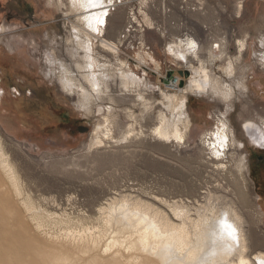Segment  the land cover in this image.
Listing matches in <instances>:
<instances>
[{
	"label": "rangeland",
	"instance_id": "rangeland-1",
	"mask_svg": "<svg viewBox=\"0 0 264 264\" xmlns=\"http://www.w3.org/2000/svg\"><path fill=\"white\" fill-rule=\"evenodd\" d=\"M23 1L30 9L18 14L11 8L16 0H0V138L26 193L52 214L51 232H96L104 206L127 196L112 211L117 239L132 231L122 215L136 217L135 197L171 217L176 201L217 214L235 207L248 223L253 250L263 249L264 143L255 144L243 128L247 122L264 128V0H119L102 36L120 51L96 42L93 71L102 73L103 88L94 94L72 26L80 21L69 4ZM188 38L195 43L185 59L170 51L171 43ZM203 64L233 94L225 100L217 92L188 91L179 121V108L168 109L165 94L181 96L180 81L185 87L191 75L178 71ZM128 69L141 79L124 78ZM66 77L90 89L87 105L79 84L65 87ZM176 78L178 86H171ZM163 117L178 122L182 139L154 133ZM223 122L233 140L216 153L211 133ZM0 227L6 238L1 221ZM164 243L150 234L147 250Z\"/></svg>",
	"mask_w": 264,
	"mask_h": 264
},
{
	"label": "bare ground",
	"instance_id": "bare-ground-1",
	"mask_svg": "<svg viewBox=\"0 0 264 264\" xmlns=\"http://www.w3.org/2000/svg\"><path fill=\"white\" fill-rule=\"evenodd\" d=\"M59 1L62 4L65 2L69 4V10L80 21L73 23L72 26L77 34L78 44L86 51L84 66L92 70L87 71L84 78L87 82H92L93 94V91L100 93L103 88V76L102 73L93 71L99 59L95 49L96 42L115 54L120 51L114 41L102 36L108 25V16L120 1ZM194 43L190 38L187 41L180 40L171 43L170 51L185 59L188 56V48L194 47ZM242 45L245 46L244 43ZM47 54L50 63H53L57 58L54 50ZM62 67L65 68V65L62 64ZM229 68V73L232 74V64ZM188 69L191 77L187 79L186 86L177 88L182 95L165 94L167 108L172 111L179 108L177 112L179 118L186 116L182 98L188 91L217 92L225 100L232 96L233 88L213 78L204 64L199 68L192 66ZM121 75L128 80L129 77L133 81L141 79L132 69L121 71ZM66 78L68 79L65 80V87L70 91L79 84L85 93L82 96L84 99L82 103L87 105L92 98L90 89L85 88L82 83H76V78ZM178 100H181V104ZM163 118L164 122L154 129V133L166 141H170L175 135L182 139L184 135L179 129L178 122ZM181 120L183 119L180 118L179 121ZM243 129L249 133L255 144L260 146V143H264L263 127L258 128L256 124L247 122ZM210 140L215 146L216 153L226 152L225 147L227 145L230 147L233 136L225 122L212 130ZM9 157L0 138V221L7 235L6 238L0 235V264H159L154 262V257L158 255L163 258L162 262L167 264H264V248L259 251L253 250L250 232L247 229L248 223L237 208L232 206L223 207L222 212L217 214L218 211L210 210L209 213L206 209L201 211L200 208H192L176 201L170 205L171 217L164 209L134 197L130 209L134 211L136 217L129 219L128 212L122 215L132 231L126 239L121 240L112 234L115 220L118 219L112 211L118 201H130L127 196H123L104 206L101 226L96 232L87 228L81 233L67 232L55 235L50 230L52 214L36 205L33 198L26 193L24 183ZM17 203L25 216L22 217ZM134 218L137 220V226L133 228ZM29 221L34 226L33 232ZM141 228H145V231H141ZM150 234L156 236V239L164 238L163 247L153 245V249L148 252ZM174 253L176 255H173Z\"/></svg>",
	"mask_w": 264,
	"mask_h": 264
},
{
	"label": "flooded vegetation",
	"instance_id": "flooded-vegetation-1",
	"mask_svg": "<svg viewBox=\"0 0 264 264\" xmlns=\"http://www.w3.org/2000/svg\"><path fill=\"white\" fill-rule=\"evenodd\" d=\"M11 8L13 9L14 12H16L18 14H21V13L25 12L26 9H30V8H28V5L26 3L24 4L23 0H16V4L12 5ZM69 23L70 22L67 21L64 24H62V28L64 29V34L63 35H65V37L68 36L66 27H68L67 25H69ZM63 25H65V27ZM80 129L86 130L85 127H80Z\"/></svg>",
	"mask_w": 264,
	"mask_h": 264
},
{
	"label": "water",
	"instance_id": "water-1",
	"mask_svg": "<svg viewBox=\"0 0 264 264\" xmlns=\"http://www.w3.org/2000/svg\"><path fill=\"white\" fill-rule=\"evenodd\" d=\"M178 73H179L180 75L184 76V78L189 77V76L191 75V74H190V70H188V69H186V70H184V71L179 70ZM184 84H185V79H182V80L180 81V87H183ZM86 130H87V128H86Z\"/></svg>",
	"mask_w": 264,
	"mask_h": 264
},
{
	"label": "built area",
	"instance_id": "built-area-1",
	"mask_svg": "<svg viewBox=\"0 0 264 264\" xmlns=\"http://www.w3.org/2000/svg\"><path fill=\"white\" fill-rule=\"evenodd\" d=\"M178 81H180V80L176 78L174 81L171 82V86H172V85L177 86Z\"/></svg>",
	"mask_w": 264,
	"mask_h": 264
}]
</instances>
